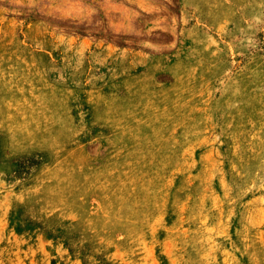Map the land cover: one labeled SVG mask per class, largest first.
<instances>
[{
	"label": "rangeland",
	"instance_id": "1",
	"mask_svg": "<svg viewBox=\"0 0 264 264\" xmlns=\"http://www.w3.org/2000/svg\"><path fill=\"white\" fill-rule=\"evenodd\" d=\"M0 264H264V0H0Z\"/></svg>",
	"mask_w": 264,
	"mask_h": 264
}]
</instances>
